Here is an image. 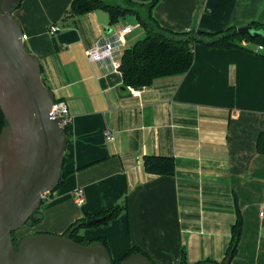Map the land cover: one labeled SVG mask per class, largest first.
<instances>
[{"label":"crops","instance_id":"crops-1","mask_svg":"<svg viewBox=\"0 0 264 264\" xmlns=\"http://www.w3.org/2000/svg\"><path fill=\"white\" fill-rule=\"evenodd\" d=\"M70 2L20 0L12 11L43 84L71 118L66 177L43 199L31 233L65 236L75 221L125 204L118 217L78 234L104 241L114 261L138 248L155 264H178L183 255L187 264H220L239 213L230 264H264V156L255 148L264 131V57L196 45L184 75L130 90L109 63L85 57L111 27L107 13L68 18ZM153 15L174 31L215 33L264 25V0H158ZM145 156L172 158L174 174L145 172ZM76 188L84 193L79 207Z\"/></svg>","mask_w":264,"mask_h":264},{"label":"water","instance_id":"water-1","mask_svg":"<svg viewBox=\"0 0 264 264\" xmlns=\"http://www.w3.org/2000/svg\"><path fill=\"white\" fill-rule=\"evenodd\" d=\"M19 2L0 0V111L6 122L0 132V264H113L104 245H82L67 235L32 233L14 247L12 234L30 218L36 220L34 212L58 186L67 144L61 119L49 114L54 95L43 84L39 60L25 49L20 24L12 15ZM103 31L108 35L111 29ZM237 32L249 40L264 39V28L244 26ZM145 38L141 34L129 49ZM119 264L153 263L134 253Z\"/></svg>","mask_w":264,"mask_h":264},{"label":"trees","instance_id":"trees-1","mask_svg":"<svg viewBox=\"0 0 264 264\" xmlns=\"http://www.w3.org/2000/svg\"><path fill=\"white\" fill-rule=\"evenodd\" d=\"M157 2L158 0H152L149 3H137L132 0H71L65 16L71 18L101 10L107 13L110 26L126 15H131L136 19L146 38L143 42L138 43L134 49H129L130 45H128L123 50L119 68L123 87L135 90L150 87L153 81L158 78L184 75L193 63V50L196 45H203L209 49H244L264 55V52H262L264 51V39L258 37L249 40L246 36L239 34L237 32L238 28L235 26L227 27L215 33H204L194 28L184 31L165 28L157 22L153 15V9ZM250 26L264 28V25L258 24H251ZM243 41L250 43V47H244L242 45ZM256 46H262L263 50L261 52L255 51L254 47ZM5 126L6 122L0 111V132ZM64 129L68 136V128L65 127ZM255 148L257 154L264 156V131L258 133ZM143 168L145 172L150 174L172 176L174 174V161L170 157L145 156L143 157ZM65 177L66 173L61 170L58 186L63 183ZM125 209V204L115 205L96 215L85 216L83 219L72 223L68 227L66 235L74 242L82 245L100 243L106 247L105 242L101 240L85 241L78 232L82 228L107 224L110 220L118 217ZM38 210L34 212V217L37 216ZM97 218H103V220L95 224H88L89 220ZM33 224H35V221L30 218L25 226H32ZM241 225L242 221L238 213L234 224L231 226L230 241L225 258L220 264H223L228 255H231L232 259L236 255L240 241ZM12 238L16 248L20 238L16 237L15 232L12 234ZM134 253L146 256L140 249L131 248L120 260H112V263L119 264ZM151 262L155 264L153 261ZM178 264H187L184 255Z\"/></svg>","mask_w":264,"mask_h":264},{"label":"built area","instance_id":"built-area-1","mask_svg":"<svg viewBox=\"0 0 264 264\" xmlns=\"http://www.w3.org/2000/svg\"><path fill=\"white\" fill-rule=\"evenodd\" d=\"M139 26V25H138ZM135 27L125 26L117 29H111L108 35L102 36L92 47L85 51V57L89 62L109 63L113 72L119 73L120 60L123 50L127 45V36ZM57 31L56 27L51 26L49 28L50 33H55ZM242 45L244 47H250V43L243 41ZM254 50L259 52L262 51V46L254 47ZM131 90V88H129ZM133 91V90H132ZM51 117L60 118L61 126L67 127L71 123V118L68 113L67 106L62 101H54L50 112ZM109 140H112L108 137ZM72 200L76 206H82L84 203V193L81 188H76L72 193ZM260 218H264V209L259 213Z\"/></svg>","mask_w":264,"mask_h":264},{"label":"rangeland","instance_id":"rangeland-1","mask_svg":"<svg viewBox=\"0 0 264 264\" xmlns=\"http://www.w3.org/2000/svg\"><path fill=\"white\" fill-rule=\"evenodd\" d=\"M124 26H132V27H135L132 30V33H131L129 39H127L128 40V45L129 44H132L133 41L135 40V38L137 39L139 37V36L138 37H135V35L140 31V27L138 26L137 21H136V19L133 16L126 15L123 18H121L117 23L111 25L110 28L111 29H117V28H121V27H124ZM263 57H264V55H263ZM32 230H33V228L31 226H23L18 231H16L15 234H16V237L17 238H20L21 239V238H23L26 235L32 234L31 233Z\"/></svg>","mask_w":264,"mask_h":264}]
</instances>
